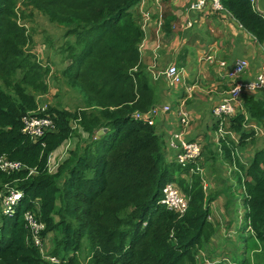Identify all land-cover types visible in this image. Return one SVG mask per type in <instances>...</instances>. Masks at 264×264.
I'll list each match as a JSON object with an SVG mask.
<instances>
[{"label": "trees", "instance_id": "1", "mask_svg": "<svg viewBox=\"0 0 264 264\" xmlns=\"http://www.w3.org/2000/svg\"><path fill=\"white\" fill-rule=\"evenodd\" d=\"M139 1L0 0V155L25 165L12 173L0 170V199L6 187L22 191L11 215L0 211V264H83L82 252L86 264H264V247L255 261L229 251L215 259L198 254L212 234L210 203L218 193L207 194L205 176L195 164L168 161L156 125L132 115L158 102L140 62L144 31L133 10ZM220 1L264 43V16L250 0ZM30 9L64 28L63 75L81 96L75 109L49 106L45 114L56 128L37 139L23 132L22 119L37 109V93L47 92L50 70L28 49L31 35L19 22L33 15ZM241 99L244 112L229 116L226 126L239 142L221 138V153L212 158L236 164L244 188V225L264 244V145L248 166L237 152L256 142V132L245 124L264 126V99L246 93ZM100 129L105 131L98 134ZM80 131L87 139L52 171L51 154L81 137ZM169 182L189 199L183 215L161 202ZM26 212L45 224L40 236L59 263L43 257L34 244Z\"/></svg>", "mask_w": 264, "mask_h": 264}, {"label": "crops", "instance_id": "2", "mask_svg": "<svg viewBox=\"0 0 264 264\" xmlns=\"http://www.w3.org/2000/svg\"><path fill=\"white\" fill-rule=\"evenodd\" d=\"M195 1L158 0L157 3H149L152 18L146 25L140 22L144 31L139 44L140 62L155 88L158 97L156 105L170 104L173 107L172 111L156 118L166 159L176 160L177 150L170 146L174 134H180L190 141H198L202 146L201 162L204 161V164L201 166L204 169L206 192L210 195L218 193L210 203L212 211L209 220L216 229L209 240L211 255L213 258H221L229 251L236 258L249 256L255 261V254L261 252L263 246L254 237L256 245L259 244L251 250L246 248L253 233L244 225V188L238 181L236 164L231 165L223 156H218L217 160L212 158L213 153H221L218 132L220 122L214 118L213 109L228 96L233 86L226 71L235 61L241 58L249 61V66L239 81L250 82L261 68L264 53L258 39L232 13L226 9H217L210 1L202 9L191 11L190 5ZM253 5L264 16V0H256ZM144 7L148 8L134 6L133 10L141 16ZM188 21L193 22L190 28L187 27ZM170 64H175L184 73V81L177 87H170L160 76V72ZM244 93L255 94L264 99V90ZM234 107L235 112L231 116L244 112L242 99L234 101ZM182 108L189 114L188 125H182L179 120L178 113ZM227 125L228 118L224 122V126ZM262 127V124L251 120L245 124L247 130L253 129L258 136L256 142L249 141L237 151L245 166H248L255 150L264 145ZM227 131V140L238 143V134L233 130ZM83 137H87V134L83 133ZM60 147L61 145L57 149ZM58 158L59 155L56 154L54 160ZM51 162L50 156L52 168Z\"/></svg>", "mask_w": 264, "mask_h": 264}, {"label": "built area", "instance_id": "3", "mask_svg": "<svg viewBox=\"0 0 264 264\" xmlns=\"http://www.w3.org/2000/svg\"><path fill=\"white\" fill-rule=\"evenodd\" d=\"M210 1L217 9H225L220 0H196L190 5L191 11H197L202 9L206 3ZM255 3L256 0H250ZM158 2V0H140L135 6H147L149 3ZM152 11L151 8L144 7L142 9L141 21L142 24L151 20ZM193 26L192 21H188L187 27ZM260 47L264 53V43H260ZM222 64H225L224 62ZM249 66V61L245 58H241L226 71V76L233 82V86L229 90V94L213 109V116L220 126L218 128L219 140L225 138L229 131L224 126L225 119L233 115L235 112L234 101L241 99L242 94L247 91L248 93H257L264 90V60L261 68L256 77L250 82L239 81V78L246 72ZM160 76L168 83L170 87H177L184 81L183 70L175 64H170L167 68L160 72ZM48 105H38L36 110L30 111L23 116V132L28 134L31 138L37 139L43 136L46 132L52 131L56 128L55 121L45 114L48 109ZM173 110L172 105H155L147 111H134L133 117L142 120L149 125H156V118L163 114ZM179 120L182 125L189 124V114L183 108L179 110ZM263 132H264V126ZM260 131V130H259ZM261 132V131H260ZM170 146L177 150L176 160L182 166H188L195 164L196 170L201 171L203 174L204 169L200 164L202 157V146L198 141H190L180 136V134H174L170 141ZM25 165L17 160H11L4 155H0V170L12 173L14 171L24 168ZM33 172V171H31ZM164 195L161 202L171 210L177 211L180 215H183L189 207L188 197L181 192L177 183L169 182L164 187ZM22 196V191L15 188L6 187L3 196L0 199V211L3 214L11 215L14 211V207L17 205L19 199ZM25 218L28 222L30 231L32 232L34 244L38 246L43 254V257L50 260L53 263H59V259L56 256L48 254L44 240H42L40 234L45 229V224L38 220V218L32 212H26ZM204 258L206 254L202 253Z\"/></svg>", "mask_w": 264, "mask_h": 264}, {"label": "rangeland", "instance_id": "4", "mask_svg": "<svg viewBox=\"0 0 264 264\" xmlns=\"http://www.w3.org/2000/svg\"><path fill=\"white\" fill-rule=\"evenodd\" d=\"M21 4V3H20ZM19 4V5H20ZM32 11L33 15L25 17V19H19V22L27 30V34L31 35V41L29 43L28 49L36 55V58L39 62L46 65L49 68L50 72L45 76V82L47 83L48 90L46 93H37L36 99L40 106H56L63 108L75 109L78 103H80L81 96L80 94L72 88L65 76L63 75V69L66 66V59H64V54L61 53L59 48L60 43L63 40L64 28L59 25L52 23L48 18L43 15L41 12L30 9L28 12ZM31 13V12H30ZM52 42L54 45H52ZM87 139L83 137V133L80 136H74L72 140H68L64 145L51 154L52 159V171H55L59 163L65 160L69 156L71 149H74L75 142L83 141ZM76 143V144H77ZM63 148V151L61 149ZM61 151V152H60ZM59 155V158L54 160L55 155ZM209 183V178H207ZM221 184V183H220ZM215 228L212 229V234L207 241L204 242L203 246L199 249L198 254L202 255L205 253L206 256H212L209 247V240L213 237L215 233ZM55 233L50 234L52 237L55 236ZM51 237V238H52ZM250 248H255L256 239L254 236H251L249 239ZM261 246L264 247V244L260 242ZM244 250V247H243ZM258 253H261L260 251ZM86 253H80V260L83 264H86L88 258L85 257ZM215 259V258H214ZM200 261V258L198 259ZM202 263L204 262L203 259Z\"/></svg>", "mask_w": 264, "mask_h": 264}, {"label": "water", "instance_id": "5", "mask_svg": "<svg viewBox=\"0 0 264 264\" xmlns=\"http://www.w3.org/2000/svg\"><path fill=\"white\" fill-rule=\"evenodd\" d=\"M104 131H105V129H100V130L98 131V134H102Z\"/></svg>", "mask_w": 264, "mask_h": 264}]
</instances>
